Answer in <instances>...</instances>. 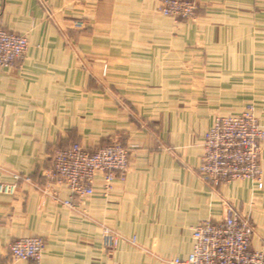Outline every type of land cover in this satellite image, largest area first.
I'll return each instance as SVG.
<instances>
[{
  "label": "crops",
  "instance_id": "crops-1",
  "mask_svg": "<svg viewBox=\"0 0 264 264\" xmlns=\"http://www.w3.org/2000/svg\"><path fill=\"white\" fill-rule=\"evenodd\" d=\"M203 1L199 22L174 25L154 13L158 0H48L64 34L40 0H0V25L29 40L22 59L0 68V182L32 177L16 195L0 193V264H35L12 260L7 248L29 235L44 238L40 264H170L191 251L193 226L222 218L226 202L250 217L252 247H264V150L261 189L249 180L213 188L197 172L203 132L221 112H239L233 100L203 98L235 70L217 42L228 33L205 24L254 1ZM105 136L130 147L124 181L107 194L97 184L75 207L62 204L67 189L58 199L41 190L54 149L93 148ZM105 226L119 236L114 249L104 245Z\"/></svg>",
  "mask_w": 264,
  "mask_h": 264
},
{
  "label": "built area",
  "instance_id": "built-area-1",
  "mask_svg": "<svg viewBox=\"0 0 264 264\" xmlns=\"http://www.w3.org/2000/svg\"><path fill=\"white\" fill-rule=\"evenodd\" d=\"M49 11L48 0H40ZM196 9L191 0H163L164 15H189ZM29 45L28 37L0 25V68H10L23 58ZM264 140V126L252 109L218 115L203 135V152L197 172L210 187L233 180H249L258 189L263 187V171L259 162L260 146ZM130 149L121 143L90 149L79 142L54 149L50 166L43 170L46 183L40 186L45 193L58 199L61 189L68 193L62 200L67 207H75L93 196L96 185L104 194L115 181H124L129 171ZM32 182L31 175L15 173L11 181L0 182V193L16 195L20 182ZM253 226L250 217L226 204L222 218H207L192 228L193 245L184 257H174L170 264H264V248L252 247ZM105 247L114 248L119 236L103 227ZM45 247L39 235L19 237L8 244L12 260L40 264Z\"/></svg>",
  "mask_w": 264,
  "mask_h": 264
},
{
  "label": "rangeland",
  "instance_id": "rangeland-1",
  "mask_svg": "<svg viewBox=\"0 0 264 264\" xmlns=\"http://www.w3.org/2000/svg\"><path fill=\"white\" fill-rule=\"evenodd\" d=\"M191 1L195 3L196 9L193 13H190L189 15H185V16L182 14L180 16L164 15L161 11V5L163 0H158L157 5L154 8V13L156 15H161L172 19L174 25H178L181 22L197 23L200 21V16L202 15V11L205 7L204 4L205 2L203 0H191ZM253 1L254 2L250 6V8H243L240 6L233 7V10H236V13L234 15L230 17L226 16L225 18L220 17L222 19L217 18V19H213L212 21H209L210 20L209 18L207 23L210 22L212 24H205V25H212L211 28H208L206 30H210L215 33H220L223 35L224 33H228L227 40L221 39L218 40L217 42L219 43V47L221 49L225 47L226 51H229L230 55H227L226 58L227 63H229L230 64L229 66L231 68H234L235 70L229 72H222L223 77L221 79V84H223V86L221 88L218 87V89H221L220 92H218V90L216 89L217 87H213V88L207 87L205 90L206 96L203 98H205L206 100L217 99V98L233 100L236 103L228 104L229 106L235 107L237 110H239V112L244 109H252L257 120L264 126V0H253ZM44 10L49 18L55 19L56 22L59 24L58 19L60 21L61 19L58 15H56L57 13L54 12L52 8L49 9V11L46 10L45 8ZM245 13L248 15H246ZM74 15L77 16H73L72 18L70 17L69 18L74 21V25L77 28H82L83 27L82 18L78 16L79 14H74ZM59 26H61L65 34L67 30L65 28L66 26L63 27L60 24ZM66 40L69 45L71 44L70 45L71 47L73 48L75 47L74 42L69 37H67ZM86 62L87 61H85L82 56L78 57L79 65L86 66L87 65ZM107 68H108L107 64L103 63V68L100 75H96V78L98 80L103 81L105 79V76L107 74ZM220 74L221 73L214 75V78L216 79L220 78ZM228 78H230L231 83H234L233 87L224 86V84L229 83L227 80ZM199 90L200 92L204 91L202 89ZM222 93H224V95L226 96L229 94L231 95V97L226 98V96H223ZM219 94H222V96H218ZM207 104H208V100H207ZM190 106H193V104H190ZM157 107L160 108V105ZM221 115L224 114H222L221 112ZM204 133L205 131L203 132V135ZM104 138L107 139V141L98 142L97 144L94 145L93 148H98L100 146H106L113 143L124 144L122 141H119L113 136L102 137V139ZM73 142L82 143L81 141H73ZM263 150H264V140L262 141L260 146V154H259L260 166H261V154ZM226 204L228 203L226 202L225 206ZM114 248H109V249H114Z\"/></svg>",
  "mask_w": 264,
  "mask_h": 264
}]
</instances>
